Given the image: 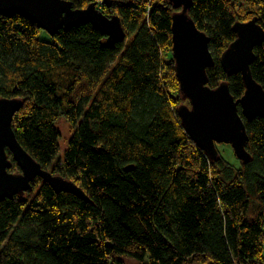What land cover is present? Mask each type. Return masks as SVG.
I'll return each instance as SVG.
<instances>
[{
	"label": "trees",
	"instance_id": "16d2710c",
	"mask_svg": "<svg viewBox=\"0 0 264 264\" xmlns=\"http://www.w3.org/2000/svg\"><path fill=\"white\" fill-rule=\"evenodd\" d=\"M112 8L127 34L114 47L90 24L51 37L26 17L0 15V99L23 101L17 141L89 198L37 179L32 192L0 201V264H264V119L245 120L249 163L236 168L220 153L211 161L178 116L189 102L176 77L172 4L97 7L108 18ZM189 14L210 38L208 86L227 82L240 99L242 76H229L221 57L236 23L264 28V0H194ZM254 53L264 88V43ZM62 118L73 133L61 159Z\"/></svg>",
	"mask_w": 264,
	"mask_h": 264
},
{
	"label": "water",
	"instance_id": "95a60500",
	"mask_svg": "<svg viewBox=\"0 0 264 264\" xmlns=\"http://www.w3.org/2000/svg\"><path fill=\"white\" fill-rule=\"evenodd\" d=\"M172 16L173 58L182 97L189 102L178 108V116L186 134L211 160L219 157L217 145H230L244 164L252 160L247 151L249 136L245 120L264 119V88L253 78L251 65L256 60L255 48L264 43V28L257 19L236 23V40L221 57V65L229 75L240 74L244 95L236 100L227 82L217 88L208 86V71L215 60L210 51V38L196 26L189 14L194 0H168ZM110 8L113 0L102 3ZM91 3L75 9L69 0H0V15H21L39 29L54 37L62 30L83 24L107 37L109 47L126 40L127 34L118 16L108 18ZM23 106L20 99H0V201L24 196L33 191L37 179L57 193L71 194L89 202L85 192L73 181L54 175L34 160L17 141L13 119ZM17 166L19 173L11 172Z\"/></svg>",
	"mask_w": 264,
	"mask_h": 264
},
{
	"label": "rangeland",
	"instance_id": "374dc122",
	"mask_svg": "<svg viewBox=\"0 0 264 264\" xmlns=\"http://www.w3.org/2000/svg\"><path fill=\"white\" fill-rule=\"evenodd\" d=\"M144 1H148L149 3H151L153 0H144ZM96 2H98V8L103 9V11H106L105 9H111L108 8L106 5H103L102 3L104 2V0H96ZM100 6V7H99ZM107 13H110V16H114L115 14V8H112L111 11H107ZM44 35L41 37L43 39ZM45 38V37H44ZM57 128L59 129L60 133H61V139H60V156L61 159L63 157V154L68 146V141L70 139V137L72 136V126L70 125L69 121L67 119H60L57 122ZM217 149L220 153V155L226 159V161H228L231 165H233L234 167L238 168L240 166V162L237 159V157L235 156V153L232 149V147L230 145H217ZM17 173V172H16ZM28 193V192H27ZM125 264H139L138 262L134 261V260H130V259H125Z\"/></svg>",
	"mask_w": 264,
	"mask_h": 264
}]
</instances>
